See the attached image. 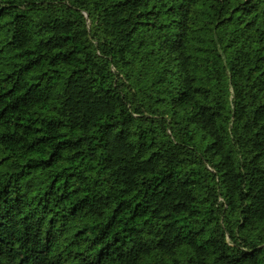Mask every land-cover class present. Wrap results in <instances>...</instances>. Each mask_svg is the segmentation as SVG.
I'll list each match as a JSON object with an SVG mask.
<instances>
[{"label": "trees", "instance_id": "16d2710c", "mask_svg": "<svg viewBox=\"0 0 264 264\" xmlns=\"http://www.w3.org/2000/svg\"><path fill=\"white\" fill-rule=\"evenodd\" d=\"M0 264H264V0H0Z\"/></svg>", "mask_w": 264, "mask_h": 264}]
</instances>
